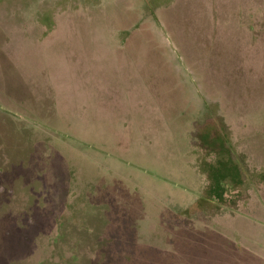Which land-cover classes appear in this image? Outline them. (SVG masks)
Returning a JSON list of instances; mask_svg holds the SVG:
<instances>
[{"label": "rangeland", "instance_id": "rangeland-1", "mask_svg": "<svg viewBox=\"0 0 264 264\" xmlns=\"http://www.w3.org/2000/svg\"><path fill=\"white\" fill-rule=\"evenodd\" d=\"M0 264H264V0H0Z\"/></svg>", "mask_w": 264, "mask_h": 264}, {"label": "crops", "instance_id": "crops-1", "mask_svg": "<svg viewBox=\"0 0 264 264\" xmlns=\"http://www.w3.org/2000/svg\"><path fill=\"white\" fill-rule=\"evenodd\" d=\"M161 30H162V28H161Z\"/></svg>", "mask_w": 264, "mask_h": 264}]
</instances>
